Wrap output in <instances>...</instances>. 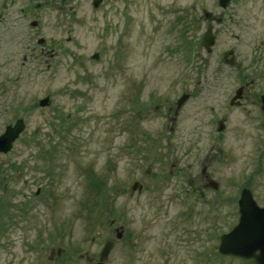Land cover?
<instances>
[{"label": "rangeland", "instance_id": "rangeland-1", "mask_svg": "<svg viewBox=\"0 0 264 264\" xmlns=\"http://www.w3.org/2000/svg\"><path fill=\"white\" fill-rule=\"evenodd\" d=\"M207 1L106 0L95 10L92 0H0V132L24 119L32 176L25 210L6 211L14 219L0 264H253L217 246L243 187L264 205V128L233 121L217 131L208 108L235 86L233 72H216L225 45L240 60L260 54L264 88V2L241 6L228 23L239 39L227 32L205 55ZM221 73L207 100L189 98L176 118L167 111L182 90L200 91V75ZM202 167L217 188L202 180L199 199L187 181Z\"/></svg>", "mask_w": 264, "mask_h": 264}, {"label": "flooded vegetation", "instance_id": "flooded-vegetation-1", "mask_svg": "<svg viewBox=\"0 0 264 264\" xmlns=\"http://www.w3.org/2000/svg\"><path fill=\"white\" fill-rule=\"evenodd\" d=\"M105 1L106 0H98L96 7L93 6L95 10L99 9V5L104 4ZM257 1H259V3L264 2V0H209L201 7L203 19L206 22L205 28H210L211 33L213 34V44L208 51L201 45L199 47L203 49L205 55H210L212 53V49L215 44L220 43L225 45L226 40L221 37L224 36L226 38L227 32L236 41L239 39L238 34L229 30L228 23H232V25L235 26L236 21L234 19L239 18L238 10H240V7L244 5L247 6V4H249V8L252 9L254 3ZM2 5L3 7L6 6L5 0ZM262 7L263 5L259 6L261 9ZM187 13V11H184L179 17L185 18ZM3 14L4 13L0 11V18ZM43 42L44 40L42 41V38L37 40V44H41ZM261 44L262 40H259L257 48H259ZM188 46L189 45L184 41L181 47L185 49L184 47L188 48ZM253 51L256 50L253 49L252 52ZM38 52L39 54H44L45 52L48 53L44 47H39ZM198 55L202 65L207 64V57H203L199 53ZM259 55L260 54L250 55L249 59L240 60V58H238L240 54L237 47L234 45H225V48L221 51L219 60L220 63H218L220 65L216 67V72H233L229 78L231 82L235 83V86H232L231 91L228 95H226L227 97L222 101L221 105H210L208 108L215 116L211 119V121L214 120L217 126L220 124L224 128L225 124L233 121L239 124L240 122L251 124L254 123V121H257L258 126L264 128V88H259L256 83L260 74H263V71L256 68L257 63L260 60L258 59ZM24 64L25 62L22 61L21 65ZM187 77V75L181 76L183 79H186ZM221 78H225L222 73L216 76L200 75V80H198L201 85L200 91L192 94L188 92L187 89L182 90L180 96L186 94L185 99L178 103L180 96L173 98L167 106V111L170 109L173 110V114L176 118V115H178V112L181 108H183L189 98L192 99L198 95L207 100L209 93L217 89H222L223 85L221 84L224 82ZM4 83L0 80V90L4 86ZM49 104L50 103H48V105ZM155 108H158V105H156ZM138 117L141 118L142 114H138ZM17 118L19 117H16L12 122H6L0 133L4 131L7 125L14 123ZM20 118L23 120L22 131L12 141L10 148L6 152H0V246L2 244H7L6 241L9 240V238H6V234L7 231L11 229V225H13L12 220L14 217L11 213H7L6 211L13 207H16L21 212L24 211L27 201L31 197L32 176L25 162V149L26 146H28V139L19 138L25 129V121L22 117ZM223 128L217 131H222ZM16 143H23V145L20 144L18 145L19 148H17ZM202 168L203 170H201L199 176L187 181L189 184L188 190L190 189L192 193L198 194L199 199L203 197V192L200 187L202 180L205 181V189L209 187L207 184L209 185V182L213 180L205 171V167ZM214 182L216 183L215 188H217V182ZM40 189L41 187H38L35 193L38 194ZM57 254H59L58 251ZM3 264H9V262L4 261Z\"/></svg>", "mask_w": 264, "mask_h": 264}, {"label": "water", "instance_id": "water-1", "mask_svg": "<svg viewBox=\"0 0 264 264\" xmlns=\"http://www.w3.org/2000/svg\"><path fill=\"white\" fill-rule=\"evenodd\" d=\"M97 3L98 0L92 1L95 7ZM212 44L213 35L211 29L207 28L202 34L201 45L208 51ZM97 56V53H93L91 58L96 59ZM185 97L186 94H183L178 99V103L184 100ZM48 102V97L45 96L38 100V105L44 106L47 105ZM222 128L223 127L219 124L217 130H221ZM22 129L23 121L21 118L16 119L14 124L6 126L4 131L0 134V152H6L10 148L12 141L18 136ZM209 185L213 188L216 187L214 181H210ZM136 187L140 189V185L134 182L131 186V190L133 191ZM237 207V222L231 229L219 235L217 250L223 255L251 259L253 264H264V205H257L250 190L244 187L240 190ZM116 236H119V232L116 233ZM111 246L112 242L110 240L105 241L99 252L100 263L107 257Z\"/></svg>", "mask_w": 264, "mask_h": 264}]
</instances>
